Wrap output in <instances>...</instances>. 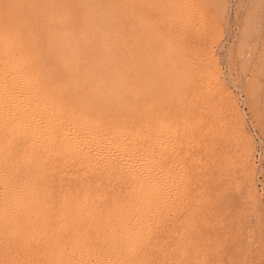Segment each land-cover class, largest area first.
Masks as SVG:
<instances>
[{"label": "bare ground", "instance_id": "bare-ground-1", "mask_svg": "<svg viewBox=\"0 0 264 264\" xmlns=\"http://www.w3.org/2000/svg\"><path fill=\"white\" fill-rule=\"evenodd\" d=\"M166 1L148 3L165 10ZM104 7L100 0L0 3V264H150L144 248L155 236L154 223L167 210L171 194L180 188L176 161L169 156L182 141L179 134L191 126L188 121L181 126L180 114L168 118L148 114L153 98L144 99L139 119L137 98L147 94L148 84V78L143 79L139 89L137 82L138 59L144 54L124 39L131 32L124 35L120 31L116 20L123 9ZM124 13L136 23H150L148 14L138 13L133 6H127ZM104 23H108L106 27H102ZM44 25L49 27L45 32L49 51L63 71L61 79L54 78V69L46 67L37 41L38 29ZM211 75L218 80L214 72ZM228 103L233 109L229 97ZM179 165L185 168L184 161ZM162 230L158 228L160 235Z\"/></svg>", "mask_w": 264, "mask_h": 264}, {"label": "rangeland", "instance_id": "rangeland-1", "mask_svg": "<svg viewBox=\"0 0 264 264\" xmlns=\"http://www.w3.org/2000/svg\"><path fill=\"white\" fill-rule=\"evenodd\" d=\"M100 1H102V7L123 9L124 12L127 6H133L138 13L148 14L147 16L150 18V23L144 26L139 22L136 23L133 16L125 14L122 10H119L120 14H116L119 19L116 22L119 23L121 33L123 30L122 34L124 35L131 32L129 37L124 39L128 40L129 45L136 47L139 54H144L138 59L137 82L139 89L142 87L143 79L148 78V84L147 94H140L137 98L139 119L142 118L141 110L144 99L148 101L153 98L151 107L147 109L148 114H158V116L166 118L170 117V114H176L177 117L180 114L178 118H180L181 126H187L186 121L191 126L187 128L186 133L179 134V140L182 141L177 143L174 155L169 156L171 161H176L174 167L175 169L178 167L176 172L181 177L180 188L177 194H171L167 210L164 211L160 219H157L159 223L156 221L154 223L153 235L156 237L152 236L155 238H151L149 246L144 248L149 253L148 257H151L148 258L149 263L264 264V0H181L182 2L167 0L164 2L167 7L165 10L163 9L165 7L159 5L151 8L148 0H140L141 3L138 0ZM3 2L6 0H0V3ZM117 2L118 5L123 2L120 4L123 5V8L114 4ZM144 6L145 9L147 8L146 10ZM185 11H189L190 14ZM154 12L157 15L152 16ZM167 16H169V20ZM125 18L128 19L127 23L122 22ZM152 18L155 19L154 22L161 21V23L155 24ZM182 19L186 21L185 24ZM108 23H104L102 27L111 24V22ZM121 25L124 26V29ZM48 29L47 25L39 27L37 41L42 47V53L44 52L46 67L53 68L54 78L61 79L64 76L63 71L58 68V62H55L53 53L49 51V40L45 33ZM178 29L180 30L178 31ZM162 34L165 36L163 37ZM135 36L139 38L136 37V40ZM163 39L165 40L163 41ZM184 39L188 43H185ZM169 42L172 48L169 44L168 47L167 43ZM178 45L180 46L178 47ZM176 47L177 49H175ZM189 49L195 50V52ZM187 50L188 52H186ZM197 50L200 51L199 54ZM176 51L178 52L176 53ZM122 53L123 56L127 55L124 45ZM188 53H193V56ZM194 55H199V59L198 56L195 59ZM124 62L125 59H123ZM177 62L182 65H177ZM209 62L211 63L209 64ZM47 65L53 66L48 67ZM199 67L201 69H198ZM200 70L202 73H196ZM212 72L217 75L218 80L214 75H211ZM193 73L195 74L193 75ZM215 87L216 89H214ZM204 96L205 98H203ZM228 97L233 102V109L228 103ZM147 101L145 102L148 103ZM208 119L209 121H207ZM222 123L223 125H221ZM240 130L243 135L239 132ZM203 134H205L204 138ZM188 137L189 140H187ZM183 161L185 168L182 169L179 164ZM191 169L195 171L192 172ZM193 177L196 178L192 180ZM196 182L198 183L196 184ZM218 182L221 184H217ZM193 183L194 185H192ZM184 195L188 200H185ZM175 208L178 209L175 210ZM215 209L216 211H214ZM179 211L181 212L179 213ZM169 218L172 219V222ZM158 228L160 232L162 229L164 230H162L163 234L160 235ZM159 237L160 240H158ZM170 246L172 247L170 248ZM181 248L183 249L181 250ZM151 249L153 250L151 251ZM170 252H173L172 255ZM151 253L152 255H150ZM174 254L175 256H173Z\"/></svg>", "mask_w": 264, "mask_h": 264}]
</instances>
